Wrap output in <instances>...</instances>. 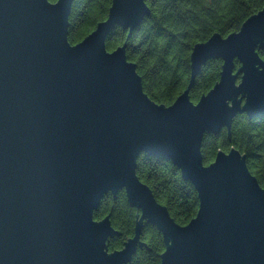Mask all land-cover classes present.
Segmentation results:
<instances>
[{
  "label": "water",
  "instance_id": "95a60500",
  "mask_svg": "<svg viewBox=\"0 0 264 264\" xmlns=\"http://www.w3.org/2000/svg\"><path fill=\"white\" fill-rule=\"evenodd\" d=\"M75 0H0V264H128L156 227L161 264H264V188L232 147L206 165V133L232 136L238 115L264 116V6L234 33L193 47L188 87L173 104L153 101L127 40L151 16L146 0H113L107 19L69 42ZM121 28L126 42L113 51ZM210 60L220 79L190 98ZM239 64V67L237 66ZM142 155L167 158L194 186L199 209L180 225L137 175ZM124 191L134 234L94 213Z\"/></svg>",
  "mask_w": 264,
  "mask_h": 264
},
{
  "label": "trees",
  "instance_id": "16d2710c",
  "mask_svg": "<svg viewBox=\"0 0 264 264\" xmlns=\"http://www.w3.org/2000/svg\"><path fill=\"white\" fill-rule=\"evenodd\" d=\"M56 2L57 0H50ZM113 0H75L70 16L69 42L77 44L89 35L97 24L107 19ZM152 14L127 40L128 32L118 28L108 39L107 48L113 51L127 40V58L137 65L143 79L144 91L159 104L174 103L188 87L191 78L190 56L193 47L207 41L213 34L227 37L264 6V0H146ZM264 59V50H258ZM239 67V64H237ZM222 61L210 60L197 76L190 98L198 103L219 81ZM237 148L247 157L251 173L264 188V116L249 119L238 115L232 126V136L223 129L220 134L206 133L202 153L206 165L217 153ZM137 175L153 191L157 201L165 205L180 225H187L199 209L198 194L190 181L183 179L180 170L167 158L142 155L138 159ZM136 209L124 191L116 198L108 194L94 213L96 220L111 214L112 226L119 237L108 241L110 252L120 250L133 236ZM143 248L137 250L128 264H161L165 251L162 235L152 225L143 231Z\"/></svg>",
  "mask_w": 264,
  "mask_h": 264
},
{
  "label": "flooded vegetation",
  "instance_id": "af4514ba",
  "mask_svg": "<svg viewBox=\"0 0 264 264\" xmlns=\"http://www.w3.org/2000/svg\"><path fill=\"white\" fill-rule=\"evenodd\" d=\"M243 115V114H242Z\"/></svg>",
  "mask_w": 264,
  "mask_h": 264
}]
</instances>
